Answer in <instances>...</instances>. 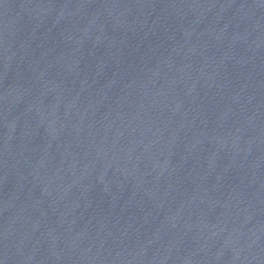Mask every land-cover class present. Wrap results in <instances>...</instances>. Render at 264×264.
<instances>
[{
  "label": "water",
  "instance_id": "95a60500",
  "mask_svg": "<svg viewBox=\"0 0 264 264\" xmlns=\"http://www.w3.org/2000/svg\"><path fill=\"white\" fill-rule=\"evenodd\" d=\"M0 264H264V0H0Z\"/></svg>",
  "mask_w": 264,
  "mask_h": 264
}]
</instances>
